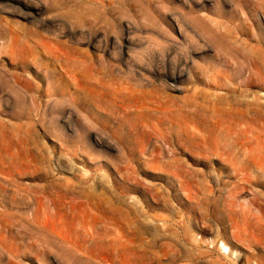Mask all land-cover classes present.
Instances as JSON below:
<instances>
[{"label":"rangeland","instance_id":"obj_1","mask_svg":"<svg viewBox=\"0 0 264 264\" xmlns=\"http://www.w3.org/2000/svg\"><path fill=\"white\" fill-rule=\"evenodd\" d=\"M56 1L0 0V264H264V0Z\"/></svg>","mask_w":264,"mask_h":264},{"label":"bare ground","instance_id":"obj_2","mask_svg":"<svg viewBox=\"0 0 264 264\" xmlns=\"http://www.w3.org/2000/svg\"><path fill=\"white\" fill-rule=\"evenodd\" d=\"M56 1V0H55ZM96 1V0H95ZM42 3V2H41ZM56 3H57V1H56ZM55 3V4H56ZM57 5V4H56ZM91 5V4H90ZM83 8V7H82ZM89 8H91V7H89ZM98 8H99V6H98ZM95 10V9H94ZM80 11V10H79ZM76 13H77V11H76ZM66 16V15H65ZM76 16V15H75ZM94 16V15H93ZM65 18V17H64ZM77 18V17H76ZM69 19V18H68ZM77 20V19H76ZM73 22V21H72ZM83 22V21H82ZM74 23V22H73ZM205 30V34L204 35H208L207 37H210V38H212V40H213V38H214V36L213 35H215L214 33H212V31H209L208 29H204ZM62 32V31H61ZM216 36V35H215ZM216 39H217V37H215ZM215 39V40H216ZM211 40V39H210ZM218 40H220V39H218ZM214 41V40H213ZM221 41V40H220ZM260 42V41H259ZM217 43V42H216ZM264 43V42H263ZM224 45V44H223ZM101 66H103V65H101ZM110 68H112V67H110ZM114 68V67H113ZM122 68V67H121ZM105 69V68H104ZM134 75V74H133ZM96 76V75H95ZM111 80H112V78H111ZM120 82V81H119ZM140 82V81H139ZM127 83V82H126ZM121 85V84H120ZM123 86V85H122ZM68 112V111H67ZM229 247H228V245L227 244H225V243H223V249H228Z\"/></svg>","mask_w":264,"mask_h":264}]
</instances>
